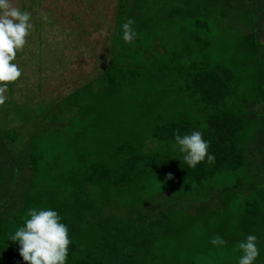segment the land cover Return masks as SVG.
I'll list each match as a JSON object with an SVG mask.
<instances>
[{
    "label": "trees",
    "instance_id": "obj_1",
    "mask_svg": "<svg viewBox=\"0 0 264 264\" xmlns=\"http://www.w3.org/2000/svg\"><path fill=\"white\" fill-rule=\"evenodd\" d=\"M261 21L264 0H122L101 72L34 118L5 101L0 264H27L9 238L31 208L55 210L67 226L66 264H239L248 235L253 264H264ZM141 34L151 55L135 46ZM165 36L182 58L155 54ZM193 131L214 163L184 161L175 135Z\"/></svg>",
    "mask_w": 264,
    "mask_h": 264
},
{
    "label": "rangeland",
    "instance_id": "obj_2",
    "mask_svg": "<svg viewBox=\"0 0 264 264\" xmlns=\"http://www.w3.org/2000/svg\"><path fill=\"white\" fill-rule=\"evenodd\" d=\"M125 1L127 3L129 0ZM119 2L121 4L122 0H11L14 7L31 13L30 22L34 26L23 50L18 51L16 59L12 61L18 65L22 75L13 86L12 93L8 90L5 93V101L9 100L16 106L17 116L28 119L36 117L47 104L52 105L53 101L64 97L108 65L107 52ZM261 22V38L264 39V21ZM142 37V34L139 35L134 43L141 50L143 46L147 53V41L142 42ZM158 40L155 41L156 44L159 43ZM163 42L155 54L159 53L166 59L182 58L177 39L165 36ZM147 54L151 55L152 52L148 51ZM211 55H214L213 51ZM41 125L45 127L47 124ZM50 132L58 130L47 128L42 133ZM21 141L22 138L19 137L18 142ZM17 147L24 153V147L19 144ZM21 183L24 184L25 181ZM194 203L195 201H190L187 207L191 209ZM8 206L12 211L13 207Z\"/></svg>",
    "mask_w": 264,
    "mask_h": 264
},
{
    "label": "clouds",
    "instance_id": "obj_3",
    "mask_svg": "<svg viewBox=\"0 0 264 264\" xmlns=\"http://www.w3.org/2000/svg\"><path fill=\"white\" fill-rule=\"evenodd\" d=\"M46 19V17H45ZM31 13L21 11L13 6L11 0H0V106L4 105L8 84L16 82L22 75L17 64V52L22 51L27 43V37L33 29L30 22ZM128 20L123 24V40L131 43L136 36ZM176 144L184 161L189 167L195 168L205 161L214 163L215 156L208 153L209 143L203 139L200 131H193L190 135H175ZM167 179H173L169 173ZM28 219L23 227L18 228L10 240L19 242L20 256L27 264H66L70 245L69 230L61 223V217L55 210L31 208ZM257 237L248 235L246 241L238 243L237 248L243 255L239 264H253L259 256ZM215 245L226 243L216 236L211 241Z\"/></svg>",
    "mask_w": 264,
    "mask_h": 264
}]
</instances>
